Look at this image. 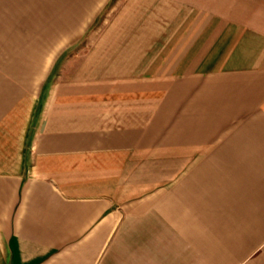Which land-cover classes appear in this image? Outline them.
I'll use <instances>...</instances> for the list:
<instances>
[{
  "label": "crops",
  "instance_id": "1",
  "mask_svg": "<svg viewBox=\"0 0 264 264\" xmlns=\"http://www.w3.org/2000/svg\"><path fill=\"white\" fill-rule=\"evenodd\" d=\"M0 264H264V0H0Z\"/></svg>",
  "mask_w": 264,
  "mask_h": 264
},
{
  "label": "rangeland",
  "instance_id": "2",
  "mask_svg": "<svg viewBox=\"0 0 264 264\" xmlns=\"http://www.w3.org/2000/svg\"><path fill=\"white\" fill-rule=\"evenodd\" d=\"M105 13H106V10L100 15V19H101V16L103 17ZM100 21H101V20L97 21V22L92 26L90 32H99V31H100V27H101V25H100Z\"/></svg>",
  "mask_w": 264,
  "mask_h": 264
}]
</instances>
